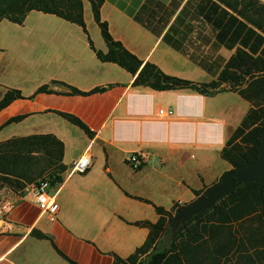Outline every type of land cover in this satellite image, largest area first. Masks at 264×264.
<instances>
[{
  "label": "crops",
  "instance_id": "1",
  "mask_svg": "<svg viewBox=\"0 0 264 264\" xmlns=\"http://www.w3.org/2000/svg\"><path fill=\"white\" fill-rule=\"evenodd\" d=\"M82 7L86 32L39 10L22 24L0 20V98L8 89L23 96L0 110V142L48 134L63 144L61 181L52 186L55 218L25 195L0 221V264H69L35 232L51 235L78 264H114V256L126 258L144 243L147 224L159 218L153 205L171 210L189 202L232 168L221 150L251 103L228 89L205 95L132 85L131 73L97 58L89 40L96 50L108 48L90 2ZM99 17L139 59L192 82L216 79L235 50H248V23L219 0H102ZM61 83L104 89L67 94ZM45 84L53 92H36ZM60 112L79 118L93 135ZM132 152L148 154L143 167L125 163ZM85 153L90 167L72 173Z\"/></svg>",
  "mask_w": 264,
  "mask_h": 264
},
{
  "label": "trees",
  "instance_id": "2",
  "mask_svg": "<svg viewBox=\"0 0 264 264\" xmlns=\"http://www.w3.org/2000/svg\"><path fill=\"white\" fill-rule=\"evenodd\" d=\"M95 21L107 45V51L93 48L97 58L114 62L134 76L132 85L148 86L156 90L191 89L205 95L222 90L237 91L252 103L264 97V2L258 0H219L248 23L247 49L238 48L222 68L217 78L209 82H192L168 75L155 64L139 59L115 40L106 22L100 20L102 0H88ZM83 0H0V20L22 24L26 14L39 10L55 14L77 23L86 32L83 18ZM237 20L236 17H233ZM244 25L243 22H241ZM243 37L242 43L246 44ZM246 87L238 90L239 84ZM228 83V88H221ZM67 94L86 95L104 88L81 91L65 83ZM36 92H53L42 85ZM31 95L30 97H32ZM17 98H23L17 89H8L0 98V110ZM253 104V103H252ZM87 135L93 132L76 116L62 113ZM20 117H13L9 122ZM264 106L252 105L239 126L233 131L221 150V156L233 168L253 160L259 146V134L264 127ZM63 144L53 135H29L0 142V187L20 190L37 183L45 170H50V184L61 181ZM58 171V172H57ZM202 191H195L196 196ZM159 218L150 228L144 243L126 258L114 256V264H264V184L235 183L232 190L218 200L215 206L193 216L173 237H170V210L153 205ZM175 210V214L183 207ZM174 207V205H173ZM174 214V215H175ZM50 240L54 250L69 264H78L66 256L51 235L35 232Z\"/></svg>",
  "mask_w": 264,
  "mask_h": 264
},
{
  "label": "water",
  "instance_id": "3",
  "mask_svg": "<svg viewBox=\"0 0 264 264\" xmlns=\"http://www.w3.org/2000/svg\"><path fill=\"white\" fill-rule=\"evenodd\" d=\"M259 137V146L253 160L224 172L216 183L206 187L200 195L173 215L169 220L170 237H173L193 216L213 208L218 200L232 190L235 183L258 182L264 184V127Z\"/></svg>",
  "mask_w": 264,
  "mask_h": 264
},
{
  "label": "built area",
  "instance_id": "4",
  "mask_svg": "<svg viewBox=\"0 0 264 264\" xmlns=\"http://www.w3.org/2000/svg\"><path fill=\"white\" fill-rule=\"evenodd\" d=\"M165 112L162 108L158 110L159 115ZM169 113V111L167 112ZM148 154L144 152H132L125 158V163L132 169H138L147 162ZM91 165V156L88 153L81 155L71 165V172L84 173ZM52 176H47L39 180L30 187L28 195L36 203L41 212L53 220L59 210V204L56 200V195L52 192L50 180ZM27 195V194H26ZM25 195L17 194L9 188H3L0 191V221L7 222L9 214L13 211L17 203L23 199ZM181 204V202H176Z\"/></svg>",
  "mask_w": 264,
  "mask_h": 264
},
{
  "label": "rangeland",
  "instance_id": "5",
  "mask_svg": "<svg viewBox=\"0 0 264 264\" xmlns=\"http://www.w3.org/2000/svg\"><path fill=\"white\" fill-rule=\"evenodd\" d=\"M258 1H260L261 3H263L264 2V0H258ZM230 86V84H228V83H225V84H222L221 85V88H228ZM246 87V85H245V82L244 83H241V84H239V87H238V90H243L244 88ZM253 103V104H252ZM251 103V106L252 105H262V106H264V97L263 98H261V97H258V98H255V100L253 101ZM232 169V168H231ZM58 172V171H57ZM51 173H53L52 171H50V170H45V172H43V174H42V176H41V179L42 178H44V177H47V176H51ZM41 179H39V180H41ZM33 184H35V182H33V183H30V184H27V185H25V187L23 188V189H20V190H14L12 187H8V186H2V187H0V191L3 189V188H9V189H11L13 192H16L17 194H22V195H26V194H28V192H29V190H30V187L33 185ZM202 192H203V190H202ZM200 194H201V192H200ZM197 196L195 195V197L194 198H196ZM193 198V199H194ZM190 202V201H189ZM189 202H186V203H181V204H177V203H175L174 204V207L170 210L172 213H173V215L175 214V210L178 208V207H180V206H183V205H186L187 203H189Z\"/></svg>",
  "mask_w": 264,
  "mask_h": 264
}]
</instances>
